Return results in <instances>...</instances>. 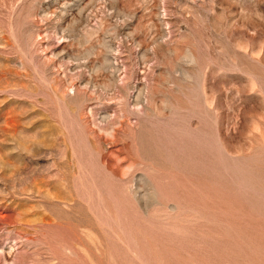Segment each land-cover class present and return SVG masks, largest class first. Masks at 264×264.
<instances>
[{
    "label": "rangeland",
    "instance_id": "374dc122",
    "mask_svg": "<svg viewBox=\"0 0 264 264\" xmlns=\"http://www.w3.org/2000/svg\"><path fill=\"white\" fill-rule=\"evenodd\" d=\"M0 264H264V0H0Z\"/></svg>",
    "mask_w": 264,
    "mask_h": 264
}]
</instances>
